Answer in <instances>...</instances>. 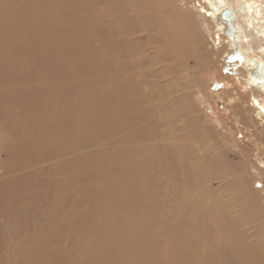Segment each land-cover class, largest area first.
I'll return each instance as SVG.
<instances>
[{"label":"bare ground","instance_id":"bare-ground-1","mask_svg":"<svg viewBox=\"0 0 264 264\" xmlns=\"http://www.w3.org/2000/svg\"><path fill=\"white\" fill-rule=\"evenodd\" d=\"M227 9L230 10L235 25V32L229 35L225 34V26L217 18L221 14L227 20L224 14ZM134 34L139 36L137 42L141 44L140 49L135 47ZM149 52L153 55L148 57H156L154 65L163 74H166L165 70L170 72L168 75H171V79L177 81L179 76L186 78V74H183L186 59H194L206 65L218 63L220 59L240 63L244 72L243 79L238 74L233 81L234 87L230 90L232 97L229 100L232 101L234 111L242 115L248 124H244V128L250 138L264 153V0H0V95L8 97L12 101L11 105L18 99L22 103L15 104L24 107L23 113L18 112L16 121L11 119L14 124L10 121L14 132L17 131L20 138L24 133L31 134L35 131H39V138L45 136L44 141L52 143L51 150L55 157L59 155L58 165L55 167V172L59 175H67L75 181L83 173L80 171L82 167L88 177L92 178L97 171L103 174L106 172L108 177L105 181L111 177V181H108L109 188L119 187L123 180L127 185V171L118 170L111 175L107 172L114 159L111 156L112 148L108 149L111 154H107L106 147L113 143L124 144L119 150L120 155L124 154L127 161H140L146 166V172L139 169L135 171L147 180L146 186L141 188L145 197L140 200L139 205L148 210L146 208L152 206L155 190L162 192L158 195L164 201L168 196L167 199L174 205L169 210L172 223L176 221V224H169V232L175 234V238L183 240L180 242L185 247L184 251L193 249V255H187V264L263 263L264 241L253 240L256 234H249L250 230H247V236L244 232L246 224L240 215L242 212L230 210L227 201L216 195L212 198L213 194L208 195V200L205 201L209 203L215 200L212 203L219 206L204 209V199H200V204L195 207L196 210L199 208V213L197 216L191 215V198L199 190V183L195 180L203 173L204 180L207 177L217 180L222 183V188L232 186L234 194L237 193L235 195L238 200L246 207L243 217L251 224H259L254 227L264 237V210L260 206L264 204L256 202L250 181L237 167L232 168L231 163L224 159V146L219 145L224 150L223 161L229 165L226 167L230 170L226 171L224 167H218V157L213 154L211 144L202 155L193 149L192 152L183 149L188 147L184 143V133L180 131H185L183 125L176 131L178 135H173L178 141L169 143L173 146L168 161L166 153L161 154L159 147H156L159 159L156 157L157 170L154 171L148 159L151 154L146 151V143H143L145 136L141 129L142 120L150 118L144 105L148 106L152 97V102L155 106L159 105L160 110L163 107V110H169L172 114L177 111V115H180L181 102H176L177 97L169 100L167 95L171 93V89L165 85L167 83L164 86L169 90H161L166 98L163 99L159 87L161 82L149 81L144 76L141 64L134 60V53H138L139 60L142 61ZM258 64L261 65V70L255 76L252 71ZM67 73L73 76L71 82L65 80ZM136 73L140 75L138 79L135 77ZM170 81L166 82L172 83ZM182 86L184 85L181 83L180 87ZM241 86L248 93L246 106L238 97ZM184 89L186 88L181 90ZM227 94L224 89L223 95L228 96ZM66 97H74L73 102L62 105L61 108L57 104L56 107L55 101L60 103ZM163 110L161 113L166 115L168 112ZM172 114L170 113V118L167 116L168 121H172L175 115ZM164 118L160 121L163 122ZM204 125L207 127V122ZM151 135L152 138L155 136ZM165 144L163 147H169ZM164 150L167 151L168 148ZM184 152L188 153L185 158L188 162L194 159L189 164L181 160ZM97 160L102 166H95ZM164 162H169L168 167ZM182 168L186 171L185 174L190 173L191 183L188 182L189 175L185 179ZM220 171L226 175L222 180L217 177ZM257 173L264 178L262 169L257 170ZM234 175H237V183ZM114 182L118 184L114 185ZM72 184L68 185L63 180L58 182L54 189L55 195L68 201L79 199L80 191L77 190L74 195L68 192V188L71 192L74 191ZM101 184L105 185L102 182L99 185ZM205 187L208 186L204 185ZM85 191V200L95 196L94 190L91 194L89 188ZM107 192L108 194H102L109 195L105 196L110 197L109 200H114L113 197L117 196L113 195V189ZM210 192L208 190L207 194ZM134 193L133 199L136 198ZM125 194L127 197L126 192ZM155 208V218L160 220L161 204L156 203ZM166 214L167 212L163 213L164 216ZM211 228L212 231L209 232ZM147 235L149 239L150 235ZM210 247L211 252L208 250Z\"/></svg>","mask_w":264,"mask_h":264},{"label":"rangeland","instance_id":"rangeland-1","mask_svg":"<svg viewBox=\"0 0 264 264\" xmlns=\"http://www.w3.org/2000/svg\"><path fill=\"white\" fill-rule=\"evenodd\" d=\"M138 38V34L133 35L136 49H140L141 45L137 42ZM150 55H153V53L149 52L148 55L143 58L144 60L141 61L139 60V54L134 53V60L141 64L142 72L145 73L144 76L149 81L161 82L159 85L160 91L165 90L167 86L171 89V93L173 91L175 92H173L174 94L169 93L167 95L169 96V100L170 98L174 100L177 97L176 102H181L179 103L181 104L180 115H177V111L170 110L174 112L172 114L169 110H163V107V109L161 108L160 110L159 105L155 106V103L152 102V97H150L148 106L144 105L146 111H149L150 118L148 119L149 121L145 120L147 121L146 123L142 120L143 126L141 125V129L145 136L143 143H146V151H149L151 154L148 155V159L152 163L154 171L156 172L157 170V161L159 159L157 157L159 152L156 147H159L161 154L162 152L163 154L166 153V161H168V156L173 146L169 143H174L175 140H177L173 135H178L176 131L184 125L185 131L179 129L184 133V138H186L184 143L188 145V147L185 146V148H183L184 150L193 149L202 155L205 148L211 144V147H213V154L218 157V167H224L226 171V169H230L226 167L227 163L223 161L224 150H222L220 146H224L226 150L224 159L231 163V167L233 166L232 168L237 167L242 172L243 176L246 177L252 185V192L256 196V202L264 204V178L258 176L257 173L259 169L264 171V153L262 149H258L250 138L248 132L244 128V124H248L242 115L234 111V107H232L231 103L232 101L230 102L229 100L230 97H232L230 90L234 87L233 81L238 74L239 77L243 79L244 72L241 69V64L228 59H220L221 61L219 60L218 63L214 62L210 65L204 63V65L194 59H186L183 63L185 67V72H183V74H186V78L179 76L177 81L176 79L174 80V78L171 79V75H168L171 74L170 72L168 73L165 70L164 72L166 74H163L158 67L154 65L156 57H148ZM145 61L147 64H145ZM145 67L147 68L145 69ZM139 76L140 75L136 73L135 77L137 79ZM65 80L71 82L73 76L67 73V75H65ZM167 80L172 83L166 82ZM180 82L184 86L180 87ZM164 84L166 86H164ZM184 87L186 89L181 90ZM192 87L193 89H191ZM179 88L181 89L179 90ZM224 89L228 92V96L223 95ZM166 90L169 89L167 88ZM239 90L240 93H238V97L243 100L246 106L248 93L242 86ZM178 91L181 93H178ZM172 95L177 96L172 97ZM14 98L15 97L12 99ZM66 98H62L60 103L59 101H55L56 107L60 105L61 108L62 105L64 106L65 104L67 105L73 102L74 97H69V99ZM162 98L166 99L164 94H162ZM1 99L4 101L2 102ZM0 100L1 105L4 107L8 105L6 108L0 105V118H3L2 121L0 119V125L4 122V124L0 126V264L188 263L187 255H193L191 252L193 249L189 250L190 252L184 251L185 247L182 242H180L183 240L175 238V234L169 232V224H173L169 209L170 206H174L171 204L170 199H167L169 197L166 196L164 201L162 196L158 195L162 192L155 190V193L153 192L154 196L152 197V206H150L151 209L147 206L146 209L148 210H145L139 205L145 197L143 196L144 194L141 193V191H143L141 188L146 186L147 180L143 179L142 174H140V177L135 171L138 169L140 171H145L146 166L144 167L143 164L145 163L140 161L125 160L124 154L120 155L119 153L120 148H122L124 144L113 143L110 147H106L107 154H109L108 152L111 154L112 151L111 156L112 159H114L107 172L111 175L117 173L118 170H120V172L127 171L126 173L128 175L125 176L128 177L127 185L125 184V180L122 179L123 184L120 182L121 185L119 187L109 188L110 182L108 183V181L109 179L111 181V177H109L106 182L105 179L108 177L106 172L103 174L97 171L93 178L89 175L90 178L84 167L80 170L83 173L80 174V177L78 176V180L74 181V179H69L67 175V177L64 174H60V176L55 172L59 155L55 157L53 154L54 151L51 150L52 143L50 141H44L45 136L44 138L43 136L39 138V131L32 132L31 134L24 133L25 135L21 138L17 135V131L16 133L14 132L12 128L14 121H16V117L19 116V113L24 112V107L21 104H16L17 102H22L17 99L15 100L17 101L15 102L16 104L14 103L11 105L10 102L12 101L8 97H2L1 95ZM144 107L142 109H144ZM162 110L168 113L165 115L161 113ZM14 113H17V115H14ZM170 113L172 115L175 114L173 118L171 115L172 121L171 119L170 121L167 120V116L170 118ZM164 115L166 118H164ZM160 117L164 118L163 122H166L167 125L160 121V119H162ZM8 119L9 122L11 119L14 120L11 121L13 124L11 122L9 123ZM204 122H207V127L204 125ZM5 123L10 125V127ZM159 128H161L160 132ZM153 130L155 131L153 132ZM150 133L156 137L153 136L152 138ZM161 134L162 136L160 137ZM163 136L168 141L165 138L163 139ZM165 140L167 141L166 144L164 143L166 142ZM163 143L165 146L168 145L170 147L166 146L169 151L171 150L170 152L166 147H163ZM161 147H163V149ZM111 148L112 150L109 151ZM164 148L167 151H165ZM116 149L117 151H115ZM193 150H191V152ZM200 154L198 156L201 158L202 156ZM187 155L188 153L184 152L181 160L189 164V162L194 159L188 162V160L185 159ZM164 163L167 164L169 162ZM105 164L107 163H104V165ZM95 166H102V164L97 160ZM227 166L229 167V165ZM185 172L186 171L183 170L185 179H188L189 175L188 182L191 183L192 177L190 173L187 172L185 174ZM221 172L222 171H220L219 176H217L219 180L224 179L226 176ZM228 173L230 174L231 172ZM85 174H87V176ZM132 176L133 178L131 179ZM202 177L203 173L199 174L195 180V182L199 183V190L197 193L194 192L195 194H193L191 198L193 199L191 202L192 217L197 216L199 213V208L196 210L195 207L197 204H200L198 202L200 199H204V201H202L204 209L208 207L216 208L219 206V204L212 203L215 200L209 203L205 201L208 200V195L212 194V198H214V195H216V197L219 196L221 199H224L225 202L227 201L226 203L230 206V210L237 213L242 212L240 215L242 217L244 216V209L246 207L244 208V205L238 200L237 195H235L237 193L234 194L232 186L227 185L225 188H222L223 185L221 182L210 180L209 177H207V180H204V177ZM234 177L237 183V175H234ZM62 180L66 181L68 185L73 182L72 188L74 191L71 192L70 188H68V192L74 195L77 190L80 191L79 199L77 198V200L73 199V201H71L69 197H67L69 199L68 201L65 198H59L55 195L54 189L58 185V182L61 183ZM208 180L210 182H208ZM101 182L105 185H99ZM202 182H206L208 185H204L208 187L204 188ZM113 184L116 185L118 182H114ZM68 185H66V187ZM84 187L89 188L90 194L92 190H94L95 193L93 194H95V196L93 195V198L90 200H96L92 202L89 199L85 200L87 198H85V195L87 196L85 191L87 188L85 189ZM112 189L114 191L113 195L115 194V196H117L113 197L114 200H109L110 197L107 198L109 195L104 194H108L107 191H111ZM208 190L209 192L213 191L215 194L213 192L207 194ZM65 191L67 192V190ZM125 192L127 193V197L131 196V198L128 199L125 196ZM98 193H101L100 196ZM133 193L135 194L134 197H136L134 199L132 198ZM105 196L107 197L105 198ZM259 199L260 201H257ZM153 202L155 205L156 203L161 204L162 218L160 220L155 218L157 211ZM125 203L127 205H125ZM144 203H146V201ZM260 206L264 210V206L261 204ZM164 212H167L166 216L163 215ZM242 217L241 219H243L246 224L244 232L247 234L250 230L248 232L249 234H256V237L251 239L257 242L264 241V237H262L258 229L254 227L257 224H251L248 219L246 220ZM174 224H176V221ZM257 226H259V224ZM208 231L211 232L212 228ZM147 234L150 235L149 239ZM247 236L249 235L247 234ZM198 240L200 239L198 238ZM262 248L264 251V245H262ZM208 250L211 252L210 250H212V248L210 247ZM261 264H264V262Z\"/></svg>","mask_w":264,"mask_h":264},{"label":"water","instance_id":"water-1","mask_svg":"<svg viewBox=\"0 0 264 264\" xmlns=\"http://www.w3.org/2000/svg\"><path fill=\"white\" fill-rule=\"evenodd\" d=\"M225 16L227 17V20H224V18L221 16V14L218 15V21L219 22H223L225 28H224V31H225V34L226 35H229V34H233L235 32V25L233 23V20L231 18V13H230V10H225L224 12ZM261 70V65L258 64L256 66V68L253 69V73L255 76H258L259 75V71Z\"/></svg>","mask_w":264,"mask_h":264}]
</instances>
